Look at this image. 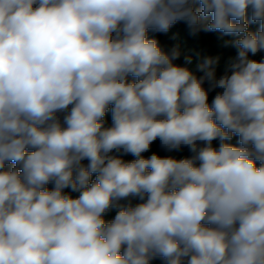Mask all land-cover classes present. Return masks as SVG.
<instances>
[{"label":"clouds","instance_id":"clouds-1","mask_svg":"<svg viewBox=\"0 0 264 264\" xmlns=\"http://www.w3.org/2000/svg\"><path fill=\"white\" fill-rule=\"evenodd\" d=\"M178 21L238 37L223 75ZM261 51L264 0H0V264H264Z\"/></svg>","mask_w":264,"mask_h":264},{"label":"trees","instance_id":"trees-1","mask_svg":"<svg viewBox=\"0 0 264 264\" xmlns=\"http://www.w3.org/2000/svg\"><path fill=\"white\" fill-rule=\"evenodd\" d=\"M199 6L198 4L196 5ZM249 11V17H250ZM211 19V16L208 18ZM259 28V23L249 24V31H257ZM148 37L150 39L155 38L161 48L170 52L173 48L177 49L180 52V57L174 61L175 64L186 66L191 71H193L197 76L202 75L201 72L198 71L197 66L199 63L203 61L204 57H220L219 64L217 66V76L223 75L225 72V67L230 58L235 57L237 53V49L229 43L227 46L225 45V41H234L238 37L235 35H223L220 32H204L201 31L197 35L193 36L190 34V30L188 25L184 21H178L174 24L167 33L161 32H153L149 30ZM250 58L260 60L264 59V51L258 52L255 56L251 54ZM190 58L191 63H187L185 58ZM134 77H129V80H134ZM207 87V83L205 84ZM220 91V89H216L209 93V104H211L212 99L216 95V92ZM63 115V114H61ZM105 127H110L112 125V117H111V106L109 107V111L106 113L104 117ZM239 137L234 135L233 138L226 143H229L234 146H239L238 144ZM219 140L213 141V145L215 147H219ZM152 153H157L161 157L164 156H172L176 159L188 158L192 155L189 148L186 146H182L180 150L168 151L161 147V142L159 139L155 140L150 146L149 151L142 153L145 158L151 156ZM113 155H117L122 158L125 162H130L136 159L132 154H125L123 152H113ZM86 165L88 163L87 160L83 161ZM14 165H6V168H11ZM95 178V174H93V179ZM53 187L52 184L48 185V188L51 189ZM65 192H70V189H65ZM71 195L76 196L77 193H71ZM133 205L140 203L138 197L130 198ZM121 203H126V201H121ZM118 209L112 208L109 209L105 214L104 218L107 221H111L114 219L116 212ZM151 264H163V261L160 259H155L151 262Z\"/></svg>","mask_w":264,"mask_h":264}]
</instances>
